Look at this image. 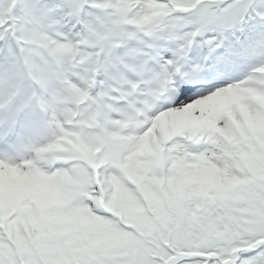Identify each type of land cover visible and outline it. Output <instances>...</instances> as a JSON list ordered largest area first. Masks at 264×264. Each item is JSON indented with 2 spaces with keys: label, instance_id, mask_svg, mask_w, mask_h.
Listing matches in <instances>:
<instances>
[{
  "label": "snow or ice",
  "instance_id": "snow-or-ice-1",
  "mask_svg": "<svg viewBox=\"0 0 264 264\" xmlns=\"http://www.w3.org/2000/svg\"><path fill=\"white\" fill-rule=\"evenodd\" d=\"M0 264H264V0H0Z\"/></svg>",
  "mask_w": 264,
  "mask_h": 264
}]
</instances>
